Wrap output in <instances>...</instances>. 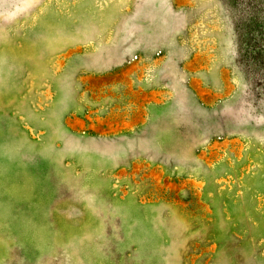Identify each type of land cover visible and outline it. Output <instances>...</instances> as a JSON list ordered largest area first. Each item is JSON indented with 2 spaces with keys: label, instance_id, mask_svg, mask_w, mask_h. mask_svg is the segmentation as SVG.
I'll list each match as a JSON object with an SVG mask.
<instances>
[{
  "label": "rangeland",
  "instance_id": "rangeland-1",
  "mask_svg": "<svg viewBox=\"0 0 264 264\" xmlns=\"http://www.w3.org/2000/svg\"><path fill=\"white\" fill-rule=\"evenodd\" d=\"M0 264H264V0H0Z\"/></svg>",
  "mask_w": 264,
  "mask_h": 264
}]
</instances>
